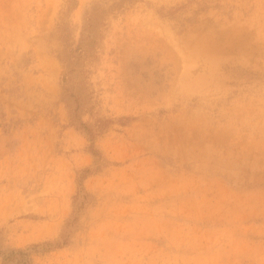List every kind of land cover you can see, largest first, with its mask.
Here are the masks:
<instances>
[{
  "label": "rangeland",
  "instance_id": "obj_1",
  "mask_svg": "<svg viewBox=\"0 0 264 264\" xmlns=\"http://www.w3.org/2000/svg\"><path fill=\"white\" fill-rule=\"evenodd\" d=\"M97 1L0 0L1 248L55 242L96 167L69 243L32 264H264V0L110 13L87 66L112 119L95 163L60 99L54 30L77 39Z\"/></svg>",
  "mask_w": 264,
  "mask_h": 264
},
{
  "label": "trees",
  "instance_id": "obj_2",
  "mask_svg": "<svg viewBox=\"0 0 264 264\" xmlns=\"http://www.w3.org/2000/svg\"><path fill=\"white\" fill-rule=\"evenodd\" d=\"M111 1V3H109ZM135 0H99L94 2L84 12L77 39L72 38L71 30L64 21L58 23L54 33L59 40L56 57L62 64L60 99L67 109L68 123L84 133L89 141L87 151L93 156L95 163L101 157V152L95 147L94 140L112 122L111 118L97 116L92 102L91 88L87 80L88 64L97 59V48L102 39V29L110 13L122 10ZM69 8L76 5V0H68ZM84 114H89L92 120H83ZM128 117H120L118 121L125 124ZM97 168L84 167L77 172V190L74 194V209L70 218L55 242L33 244L30 248H1L0 261L2 264H32L30 253L41 247H61L69 243L73 225L78 221V213L88 201L89 194L83 186V180ZM32 248V249H31ZM35 251V250H33Z\"/></svg>",
  "mask_w": 264,
  "mask_h": 264
}]
</instances>
